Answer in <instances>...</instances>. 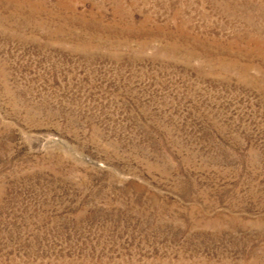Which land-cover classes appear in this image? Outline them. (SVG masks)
Returning a JSON list of instances; mask_svg holds the SVG:
<instances>
[{
  "label": "rangeland",
  "instance_id": "rangeland-1",
  "mask_svg": "<svg viewBox=\"0 0 264 264\" xmlns=\"http://www.w3.org/2000/svg\"><path fill=\"white\" fill-rule=\"evenodd\" d=\"M0 264H264V0H0Z\"/></svg>",
  "mask_w": 264,
  "mask_h": 264
}]
</instances>
